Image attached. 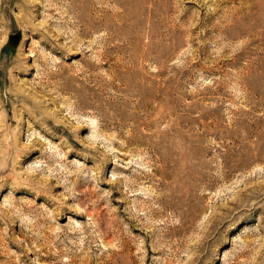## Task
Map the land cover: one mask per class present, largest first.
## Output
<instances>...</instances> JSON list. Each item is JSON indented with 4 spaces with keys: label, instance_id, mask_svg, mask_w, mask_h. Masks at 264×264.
Returning a JSON list of instances; mask_svg holds the SVG:
<instances>
[{
    "label": "rangeland",
    "instance_id": "rangeland-1",
    "mask_svg": "<svg viewBox=\"0 0 264 264\" xmlns=\"http://www.w3.org/2000/svg\"><path fill=\"white\" fill-rule=\"evenodd\" d=\"M0 264H264V0H0Z\"/></svg>",
    "mask_w": 264,
    "mask_h": 264
}]
</instances>
